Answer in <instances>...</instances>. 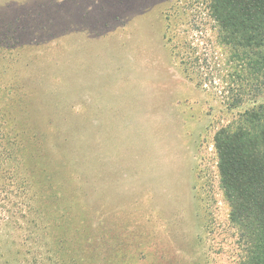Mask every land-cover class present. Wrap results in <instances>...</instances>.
I'll list each match as a JSON object with an SVG mask.
<instances>
[{"label":"rangeland","instance_id":"rangeland-1","mask_svg":"<svg viewBox=\"0 0 264 264\" xmlns=\"http://www.w3.org/2000/svg\"><path fill=\"white\" fill-rule=\"evenodd\" d=\"M0 32L27 42L0 50V108L21 96L17 128L45 132L36 163L110 240L102 264L244 263L215 136L264 88L205 0H0ZM8 208L0 264H49L53 240Z\"/></svg>","mask_w":264,"mask_h":264},{"label":"trees","instance_id":"trees-1","mask_svg":"<svg viewBox=\"0 0 264 264\" xmlns=\"http://www.w3.org/2000/svg\"><path fill=\"white\" fill-rule=\"evenodd\" d=\"M205 2L224 42L248 60L256 80L254 88L261 91L264 88V0ZM4 41L0 39V50L9 52L27 43L16 45ZM20 98H12L0 108V200L12 204L5 216L12 214L27 219L53 240L49 264H81L80 259L84 261L86 257L89 264H102L105 250L111 249L112 244L110 240L100 241L91 227L85 231L80 218L75 221L78 213L64 204V196L52 180L53 174L47 167L42 168L39 161L36 163L35 141L45 132L36 129V137L25 128H20L23 133L19 131L14 107ZM215 146L231 218L248 245L243 264H264V102L245 110L238 124L221 128L216 133ZM110 258L111 254L107 259Z\"/></svg>","mask_w":264,"mask_h":264}]
</instances>
